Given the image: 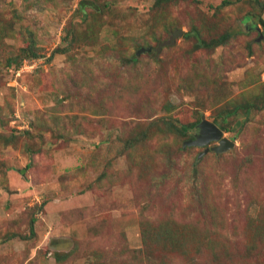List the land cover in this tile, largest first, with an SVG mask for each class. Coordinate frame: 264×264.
Here are the masks:
<instances>
[{"label": "rangeland", "instance_id": "374dc122", "mask_svg": "<svg viewBox=\"0 0 264 264\" xmlns=\"http://www.w3.org/2000/svg\"><path fill=\"white\" fill-rule=\"evenodd\" d=\"M0 264H264V0H0Z\"/></svg>", "mask_w": 264, "mask_h": 264}, {"label": "water", "instance_id": "95a60500", "mask_svg": "<svg viewBox=\"0 0 264 264\" xmlns=\"http://www.w3.org/2000/svg\"><path fill=\"white\" fill-rule=\"evenodd\" d=\"M198 134L193 140L186 141L184 145L193 147H203L211 142H215L216 145L210 149H206L214 152L215 154H220L232 147V143L223 137L222 131L213 123L208 121H201L198 124Z\"/></svg>", "mask_w": 264, "mask_h": 264}, {"label": "trees", "instance_id": "16d2710c", "mask_svg": "<svg viewBox=\"0 0 264 264\" xmlns=\"http://www.w3.org/2000/svg\"><path fill=\"white\" fill-rule=\"evenodd\" d=\"M82 4H83V2H82ZM176 35V34H175ZM224 39H222V40H219V41H214V43H215V46L216 45H218V44H220V42H222ZM204 46H206V45H204ZM26 54L27 55H30V56H33V57H35L36 56V53L34 52V51H31V52H26ZM192 129H194L195 127H196V125H192ZM223 128H220V130H222ZM187 131V130H186ZM185 132V131H184ZM146 239H149V237H147ZM145 238H144V240H146Z\"/></svg>", "mask_w": 264, "mask_h": 264}]
</instances>
